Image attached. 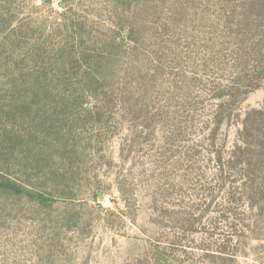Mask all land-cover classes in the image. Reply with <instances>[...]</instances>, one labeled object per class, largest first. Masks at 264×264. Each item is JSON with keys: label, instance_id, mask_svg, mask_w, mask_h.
<instances>
[{"label": "rangeland", "instance_id": "374dc122", "mask_svg": "<svg viewBox=\"0 0 264 264\" xmlns=\"http://www.w3.org/2000/svg\"><path fill=\"white\" fill-rule=\"evenodd\" d=\"M220 3L0 0V178L46 198L0 189V264H264V167L230 164L264 79L240 87ZM105 42L139 79L56 89L65 49ZM38 67L54 75L29 106Z\"/></svg>", "mask_w": 264, "mask_h": 264}, {"label": "trees", "instance_id": "16d2710c", "mask_svg": "<svg viewBox=\"0 0 264 264\" xmlns=\"http://www.w3.org/2000/svg\"><path fill=\"white\" fill-rule=\"evenodd\" d=\"M219 6L218 11H226L227 18L225 22L232 30L231 37L233 42L230 44H235L233 52L236 63L235 77L240 80V87L242 88V84L244 87H251V89L261 86V81L264 79V0H221ZM128 32L131 35L133 28L131 27ZM249 42L252 43L250 44ZM115 47L117 48L118 46L105 42L101 47L93 46L88 50H81L77 56H73L72 51L65 49L64 53L67 60H62V75H58L61 80V87L56 86V89H69L71 92L72 90L70 89H73L72 87L76 85L75 79L72 77L75 74L81 76L87 88L93 89L94 92H102L105 88L115 86L114 82L120 70H123L125 74L132 72L131 76H136L139 79L138 75H135V72L141 74L137 65L126 63L127 66L124 68L121 62L124 58L115 54ZM39 69L41 73L34 72V79L30 78L31 82L28 85L25 83L22 87L23 91L28 93L24 95L25 99L30 98L31 100L30 104H28L29 106L41 102L36 100L38 93L48 92L45 80H42L41 76L51 78L54 75L53 72H49L47 69ZM126 79L128 78L126 77ZM125 85L126 83L121 84V87ZM15 86L16 84L13 87L15 88ZM15 89L17 90V88ZM236 92L238 90L231 92V94ZM222 93L224 94V92ZM71 97L74 98L73 95H70L67 99L72 100ZM15 103H21V105L26 106L21 100H15ZM15 103L14 105L16 106L17 104ZM228 108L229 101L226 100L220 101L217 105L212 115L214 129L210 134L211 137L220 127L224 118L229 115L227 113ZM49 117L51 118V116ZM49 117L44 118V121H42L44 129ZM4 118L5 116L0 115V123L3 124ZM19 119L21 123L25 121L21 116ZM57 120H61V118H57ZM13 135L16 136L15 133L9 132V137H12V140L15 139ZM239 135L243 136V138L239 140V144L235 146L232 152L231 167L239 165L245 170L243 174H246V169L253 172L260 166L264 167V112L248 114L242 122V129ZM254 152L258 153L260 159L257 156V159L253 157ZM246 175L249 178L248 174ZM0 189L17 195L27 193V196L36 198L40 202H45L44 200L46 199L40 194L34 196L26 192L21 184L8 179L0 178Z\"/></svg>", "mask_w": 264, "mask_h": 264}]
</instances>
